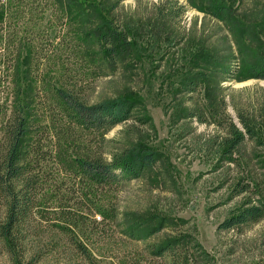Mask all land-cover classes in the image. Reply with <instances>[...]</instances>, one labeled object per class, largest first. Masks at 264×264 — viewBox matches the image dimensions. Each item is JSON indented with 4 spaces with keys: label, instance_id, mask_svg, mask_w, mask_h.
Listing matches in <instances>:
<instances>
[{
    "label": "rangeland",
    "instance_id": "obj_1",
    "mask_svg": "<svg viewBox=\"0 0 264 264\" xmlns=\"http://www.w3.org/2000/svg\"><path fill=\"white\" fill-rule=\"evenodd\" d=\"M105 29L128 40L116 58ZM260 58L264 0H0V149L5 120L21 105L28 131L20 162L39 198L26 250L9 253L0 238V264L159 263L149 248L175 235L201 243L195 264H264V215L218 226L243 202L264 200V78L247 71ZM57 88L89 104L128 97L131 116L83 129L61 112ZM231 120L243 140L227 150ZM59 144L105 160L139 145L156 160L99 189L102 211L77 207L80 222L72 225L61 210L75 208L70 196L81 194L56 160ZM237 181L249 189L234 194Z\"/></svg>",
    "mask_w": 264,
    "mask_h": 264
},
{
    "label": "trees",
    "instance_id": "obj_2",
    "mask_svg": "<svg viewBox=\"0 0 264 264\" xmlns=\"http://www.w3.org/2000/svg\"><path fill=\"white\" fill-rule=\"evenodd\" d=\"M225 6L221 5L218 8L226 12ZM216 7L217 4H215V14L222 16L219 15ZM100 35L108 43V54L111 57L116 58L118 51L125 49L128 40L123 31L105 29ZM247 71L252 77L264 78V58H260L256 63H249ZM55 95L62 103L61 112L73 123L89 130L112 126L124 121L131 116L134 106L132 100L124 96L105 98L89 104L68 89L57 88ZM261 108L264 112V104ZM238 122L244 131L251 133L247 120L242 114L238 115ZM27 124V113L23 107L21 105L13 107L4 123L6 136L0 149V204L3 205L0 214V238L5 249L15 254L17 251L23 253L26 250L29 237L27 219L39 204L35 178L25 171L24 163L20 162L22 138L27 134ZM228 124L229 135L226 137L225 145L227 150H232L243 140V130L232 120ZM55 155L61 168L75 181L72 184L79 185L78 187L73 186L79 190L81 197L73 194L70 196L75 208L63 206L60 215L72 225L80 222L77 207H86L91 214L101 210V204L95 201L99 189L139 176L142 170L151 166L156 160V153L153 149L139 145L125 148L119 153L116 152L107 160L98 156L70 154L61 144L57 145ZM247 189H249L247 182L237 181L232 186L234 194ZM63 201L66 202V200ZM263 215L264 200L256 203L245 201L231 209L218 226L231 228L255 221ZM76 246L81 248L79 250L82 253H85L82 245L76 243ZM193 250L204 252L201 243L192 237L168 236L149 248V253L153 258H162L159 263L138 257L132 264H195ZM14 263L21 264L20 260Z\"/></svg>",
    "mask_w": 264,
    "mask_h": 264
}]
</instances>
